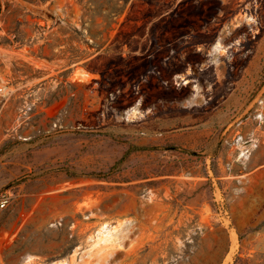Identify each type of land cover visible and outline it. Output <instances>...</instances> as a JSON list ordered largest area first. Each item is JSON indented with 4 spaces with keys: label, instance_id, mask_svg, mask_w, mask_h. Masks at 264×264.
<instances>
[{
    "label": "rangeland",
    "instance_id": "1",
    "mask_svg": "<svg viewBox=\"0 0 264 264\" xmlns=\"http://www.w3.org/2000/svg\"><path fill=\"white\" fill-rule=\"evenodd\" d=\"M0 2V264H264V0Z\"/></svg>",
    "mask_w": 264,
    "mask_h": 264
},
{
    "label": "built area",
    "instance_id": "2",
    "mask_svg": "<svg viewBox=\"0 0 264 264\" xmlns=\"http://www.w3.org/2000/svg\"><path fill=\"white\" fill-rule=\"evenodd\" d=\"M14 200V194L11 189L0 191V212L9 208Z\"/></svg>",
    "mask_w": 264,
    "mask_h": 264
},
{
    "label": "water",
    "instance_id": "3",
    "mask_svg": "<svg viewBox=\"0 0 264 264\" xmlns=\"http://www.w3.org/2000/svg\"><path fill=\"white\" fill-rule=\"evenodd\" d=\"M0 11H1V2H0ZM33 12H36V13H40V14H45L47 17L49 18H53V16L48 13V12H45V11H42V10H38V9H32Z\"/></svg>",
    "mask_w": 264,
    "mask_h": 264
},
{
    "label": "bare ground",
    "instance_id": "4",
    "mask_svg": "<svg viewBox=\"0 0 264 264\" xmlns=\"http://www.w3.org/2000/svg\"><path fill=\"white\" fill-rule=\"evenodd\" d=\"M5 55L7 56V57H9L11 54H9V53H5ZM59 264V263H58ZM61 264H62V262H61Z\"/></svg>",
    "mask_w": 264,
    "mask_h": 264
},
{
    "label": "trees",
    "instance_id": "5",
    "mask_svg": "<svg viewBox=\"0 0 264 264\" xmlns=\"http://www.w3.org/2000/svg\"><path fill=\"white\" fill-rule=\"evenodd\" d=\"M184 152L189 153L188 151H184Z\"/></svg>",
    "mask_w": 264,
    "mask_h": 264
}]
</instances>
